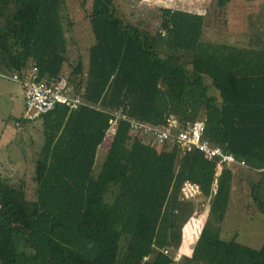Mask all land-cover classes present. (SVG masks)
I'll return each instance as SVG.
<instances>
[{"label": "trees", "instance_id": "trees-1", "mask_svg": "<svg viewBox=\"0 0 264 264\" xmlns=\"http://www.w3.org/2000/svg\"><path fill=\"white\" fill-rule=\"evenodd\" d=\"M118 1L91 0L87 63L80 59L65 81L85 105L37 120L43 144L30 181L0 172V264H264V241L253 248L222 238L232 170L197 151L158 146L125 119L113 123L117 112L154 127L173 118L183 129L203 119L209 142L259 171L264 183L258 21L249 19L235 42L215 40L206 15L163 8L152 32L126 21ZM64 7L65 0H0V68L20 74L32 67L38 80L62 83ZM187 188L209 205L184 255V230L196 214ZM252 192L264 214L258 187Z\"/></svg>", "mask_w": 264, "mask_h": 264}, {"label": "rangeland", "instance_id": "rangeland-1", "mask_svg": "<svg viewBox=\"0 0 264 264\" xmlns=\"http://www.w3.org/2000/svg\"><path fill=\"white\" fill-rule=\"evenodd\" d=\"M118 6L126 21L152 32L159 28L160 9L166 8L206 15L207 36L210 39L235 42L241 38V33L247 31L249 19L258 21L264 36V0H119ZM222 7L224 10L220 11ZM90 8L91 0H65L62 23L68 54L63 71L64 86L73 66L80 59L85 65L87 63L88 49L93 44L87 19ZM7 73L5 74L11 76L13 72ZM24 111L25 98L21 85L0 78V172L15 178L24 176L30 181L43 137L39 121L32 122L35 127L28 132L23 128L24 124H21L22 128L15 127L14 123L22 118ZM11 136H15V139L10 140ZM110 139L107 137L98 152L96 172L104 160ZM7 140L8 143L3 146ZM232 173L233 189L226 217L221 224L222 238H235L245 245L259 248L264 241V214L254 202L252 185L258 187L260 196L264 199V183H261L259 171H251L244 166H234ZM31 195L32 192H28V196ZM185 196L196 205V214L184 230V243L181 248L182 253L188 255L191 240L197 238L196 231L207 218L209 200L202 199L193 188L185 189Z\"/></svg>", "mask_w": 264, "mask_h": 264}, {"label": "built area", "instance_id": "built-area-1", "mask_svg": "<svg viewBox=\"0 0 264 264\" xmlns=\"http://www.w3.org/2000/svg\"><path fill=\"white\" fill-rule=\"evenodd\" d=\"M1 76H4V74ZM8 78L19 83L23 89L25 111L21 118L22 122L31 123L37 121L43 115L58 107L66 106L73 110L85 105L79 97L70 96L62 83L53 84L44 80H38L35 68H31L20 74L13 73ZM114 116L115 120L113 123H116L119 119L127 120L133 132H139L152 138L158 146H177L183 153L200 152L205 158L216 160L220 168L232 170L234 166L239 165L231 154L224 152L220 147L213 146L205 137V120L203 119L188 124L183 129H179L177 121L173 118L168 119L164 127H154L149 124L128 120L120 112L115 113ZM19 124L17 123V126ZM200 229L196 231L197 234ZM163 253L176 256V253L168 249L164 250ZM180 253L183 254L182 251ZM146 260L147 258L145 257L144 261Z\"/></svg>", "mask_w": 264, "mask_h": 264}, {"label": "crops", "instance_id": "crops-1", "mask_svg": "<svg viewBox=\"0 0 264 264\" xmlns=\"http://www.w3.org/2000/svg\"><path fill=\"white\" fill-rule=\"evenodd\" d=\"M31 68H32V67H29V69H27V70H30ZM2 69H3V68L1 67V68H0V70H1L0 72H3V74H4L5 77H4V76H1V75H3V74L0 73V78H6V79L11 80L10 78H8V77H10V76H8V75L5 74V73H7L8 70H5V69L2 70ZM13 73H15V72H13ZM13 73H12V74H13ZM7 74H8V73H7ZM11 81H12V80H11ZM22 90H23V89H22ZM17 123H20L19 126H17ZM21 124H24V125H25V126L23 127V128L26 130L25 132H28V131H30L31 128L35 127L34 124L26 123V122H22L21 119H20V120H17V121L14 123V125H15L16 128H22V127H21ZM40 130H41V127H40ZM38 131H39V130H38ZM14 139H15V136H14V137L11 136L10 140H14ZM0 140H2V137H0ZM8 141H9V140H7V142L4 143L3 146H5V145L8 143ZM1 149H2V145L0 146V150H1Z\"/></svg>", "mask_w": 264, "mask_h": 264}]
</instances>
